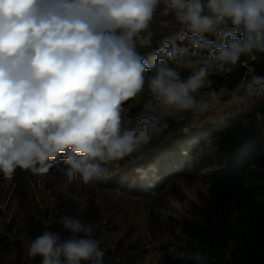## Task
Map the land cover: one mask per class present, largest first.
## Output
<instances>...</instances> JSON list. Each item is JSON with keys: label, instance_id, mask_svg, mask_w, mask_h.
Wrapping results in <instances>:
<instances>
[{"label": "clouds", "instance_id": "9594fccd", "mask_svg": "<svg viewBox=\"0 0 264 264\" xmlns=\"http://www.w3.org/2000/svg\"><path fill=\"white\" fill-rule=\"evenodd\" d=\"M157 9L179 29L145 57L138 49L152 44ZM255 52L264 53V0H0V175L11 181L19 169L47 178L56 167V190L75 198L71 189L107 176L161 131L155 114L122 122L126 102L145 85L165 115L203 113L224 91L195 95L209 74L230 73ZM186 67L193 70L183 77ZM257 100L264 74L252 73L228 103ZM134 172L148 176L143 166ZM54 223L59 230L26 242L30 258L104 264L98 225L70 214Z\"/></svg>", "mask_w": 264, "mask_h": 264}, {"label": "trees", "instance_id": "16d2710c", "mask_svg": "<svg viewBox=\"0 0 264 264\" xmlns=\"http://www.w3.org/2000/svg\"><path fill=\"white\" fill-rule=\"evenodd\" d=\"M159 13L157 9L152 22L154 35L150 48L138 49L145 57L162 47L164 39L173 38L179 29L178 24L171 28L161 26ZM178 71L183 77L188 76L183 68ZM214 73L208 78L213 77L216 91L223 89V94L230 95L246 76L264 74V53L242 56L230 73ZM150 97V92L143 91L136 99L126 102L122 116L125 110L133 111L144 102L158 113L161 131L153 132L149 142L152 146L115 163L121 174H136L134 169L139 166L153 171L195 136L180 131L182 126L178 122L188 116L187 112L165 115L150 103ZM263 114L264 100H257L243 113L213 125L217 131L211 130L210 146L192 159V171L178 174L186 181L198 177L200 184L196 201L179 218L162 214L160 197L153 196L151 216L171 238L160 245V264H264V119H260ZM125 126L135 125L130 122ZM20 173L18 169L19 176L14 179L16 194ZM65 214L87 223L95 220L91 207L79 213L72 203L59 200L51 217L35 211L25 218L22 229L26 242L45 230H59L54 221ZM95 235L101 237L97 230ZM100 247L105 250L104 264H116L104 239ZM40 260V257L30 258L26 250L17 264H40Z\"/></svg>", "mask_w": 264, "mask_h": 264}, {"label": "rangeland", "instance_id": "374dc122", "mask_svg": "<svg viewBox=\"0 0 264 264\" xmlns=\"http://www.w3.org/2000/svg\"><path fill=\"white\" fill-rule=\"evenodd\" d=\"M160 17L161 26L171 28L177 25L171 15ZM183 69L188 75L193 70L191 67ZM212 75L215 73L212 72ZM213 81V77L208 78L204 88L195 95L207 100L210 91L216 90ZM144 91L149 92L147 87ZM230 95L221 93L215 106L203 113L187 112L188 116L178 122L182 126L180 131L188 136H195L179 149V153L165 159L153 171L146 170L147 178L134 173L121 174L116 164H113L109 166L107 176L91 185L71 189L75 194V198H72L56 190V185L62 180L60 170L51 169L47 178L36 177L21 170L17 194L14 191L17 184L14 179L19 175L15 174L11 181H6L0 175V264H17L27 250L22 229L25 218L35 211L51 217L59 200L72 203L79 213L91 207L95 214L93 223L98 225L97 231L103 234L116 264H160V245L171 238L168 231L161 229L151 216L152 198L159 196L160 212L176 218L183 215L191 203L196 201L200 186L198 177L186 181L178 174L192 171V159L210 146L211 130L217 131L213 125L253 106H230ZM143 103L133 111L125 110L122 116L124 125L130 122L135 125L140 115L158 116L154 108ZM260 119H264V114ZM152 145L153 143H148L140 150Z\"/></svg>", "mask_w": 264, "mask_h": 264}]
</instances>
